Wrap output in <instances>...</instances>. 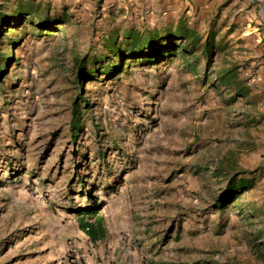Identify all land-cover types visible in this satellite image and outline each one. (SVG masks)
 <instances>
[{
    "label": "rangeland",
    "instance_id": "rangeland-1",
    "mask_svg": "<svg viewBox=\"0 0 264 264\" xmlns=\"http://www.w3.org/2000/svg\"><path fill=\"white\" fill-rule=\"evenodd\" d=\"M262 12L0 0V264H264Z\"/></svg>",
    "mask_w": 264,
    "mask_h": 264
},
{
    "label": "trees",
    "instance_id": "trees-1",
    "mask_svg": "<svg viewBox=\"0 0 264 264\" xmlns=\"http://www.w3.org/2000/svg\"><path fill=\"white\" fill-rule=\"evenodd\" d=\"M139 42H141V40L138 38L135 42H133V44L131 43V45H135L134 48H136V46L139 47L140 46ZM144 46H148V49H146V47H144V49H143L144 51L142 52V54H143L142 58L143 59L145 58L148 61L155 60L159 56L175 52L171 48H168L165 50H162V49L158 50L157 47L155 46V42L153 40H150V41L144 43ZM134 48H132V49H134ZM128 56H129L128 59H138V58H140L139 57L140 52L136 51V50H131V51H129ZM109 71H113V70H109ZM75 128H76V124L72 122L71 123V129L74 131ZM246 184L247 183L245 181H241L237 188H243L246 186ZM230 187H231V190H234L236 186H234V184H233ZM101 206H102V203L97 204L96 201L94 200L92 202L91 207L86 209V211L90 212L91 215H93V214L95 215L98 212V210L101 209ZM81 212H85V211H81ZM80 226H81L82 231L86 234V236L88 237V239L91 243H94V242L100 240L101 238H103L105 236V229L102 225V221L100 218H95L93 222H85V223H83V219H81V225Z\"/></svg>",
    "mask_w": 264,
    "mask_h": 264
},
{
    "label": "crops",
    "instance_id": "crops-1",
    "mask_svg": "<svg viewBox=\"0 0 264 264\" xmlns=\"http://www.w3.org/2000/svg\"><path fill=\"white\" fill-rule=\"evenodd\" d=\"M104 227V226H103ZM103 238H101L100 240H98V241H101ZM98 241H96V242H94V244L95 243H97ZM102 264H105V262H103ZM122 264H131V263H129L128 261H122Z\"/></svg>",
    "mask_w": 264,
    "mask_h": 264
},
{
    "label": "water",
    "instance_id": "water-1",
    "mask_svg": "<svg viewBox=\"0 0 264 264\" xmlns=\"http://www.w3.org/2000/svg\"><path fill=\"white\" fill-rule=\"evenodd\" d=\"M262 14H263V17H264V13L262 12Z\"/></svg>",
    "mask_w": 264,
    "mask_h": 264
}]
</instances>
